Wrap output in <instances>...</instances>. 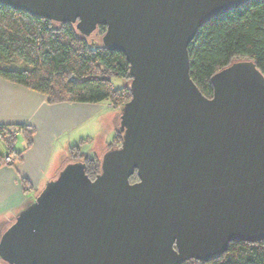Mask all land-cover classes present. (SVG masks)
<instances>
[{"label": "water", "instance_id": "obj_1", "mask_svg": "<svg viewBox=\"0 0 264 264\" xmlns=\"http://www.w3.org/2000/svg\"><path fill=\"white\" fill-rule=\"evenodd\" d=\"M251 0H0L98 35L129 66L121 146L93 181L69 161L0 235L5 264L207 262L264 240V75L234 61L205 97L189 75L200 27ZM136 172L137 182L130 177Z\"/></svg>", "mask_w": 264, "mask_h": 264}, {"label": "trees", "instance_id": "obj_2", "mask_svg": "<svg viewBox=\"0 0 264 264\" xmlns=\"http://www.w3.org/2000/svg\"><path fill=\"white\" fill-rule=\"evenodd\" d=\"M103 32L104 27H98V33ZM188 53L189 75L207 98L213 92L211 77L234 61H252L264 75V0H251L200 27ZM128 72L121 52L108 51L99 42L83 37L74 25L0 5V78L39 92L47 103L106 101L111 108L120 110L130 99ZM113 78H123L127 84L115 88ZM10 128L0 127V141L14 160V130ZM120 143L121 133L116 130L107 150L120 147ZM81 144L82 141L69 147L67 157L73 162L83 161L86 175L93 181L99 173L100 160L90 158ZM137 180L134 172L130 182ZM184 264H264V240L231 242L218 257Z\"/></svg>", "mask_w": 264, "mask_h": 264}, {"label": "crops", "instance_id": "obj_3", "mask_svg": "<svg viewBox=\"0 0 264 264\" xmlns=\"http://www.w3.org/2000/svg\"><path fill=\"white\" fill-rule=\"evenodd\" d=\"M105 105L109 112H116L106 101L49 104L39 92L0 78V127L14 130L12 149L17 154L13 165H6L2 156L8 149L0 141L3 149L0 151V235L14 222L17 213L38 196L48 180L70 161L67 153L71 143L82 141L83 151L84 146L97 142L101 155L107 150L109 138L99 134L98 128L93 133L97 139L91 141L92 133L86 141L83 136L87 132L78 131L85 122L98 116ZM114 116L108 127L112 132L118 123V115ZM74 134L79 140L72 139Z\"/></svg>", "mask_w": 264, "mask_h": 264}, {"label": "rangeland", "instance_id": "obj_4", "mask_svg": "<svg viewBox=\"0 0 264 264\" xmlns=\"http://www.w3.org/2000/svg\"><path fill=\"white\" fill-rule=\"evenodd\" d=\"M100 36H101V34L98 33V35L97 36L95 35L94 37H92L91 40H95L98 43ZM88 39H90V38H88ZM112 84L114 85L115 88H121L123 85H126L127 82L123 78L122 79L113 78L112 79ZM106 106L107 105H105L104 109L101 111V113H99L98 116H95L94 119L90 118L91 120H89L88 122H85L84 125H82L80 127V129L78 130V131H81L83 129V130H85L84 132H87V135L84 134L85 136H83V138L86 141H88L87 138H88V135L90 133H92V134L95 133L94 129H96V128H98V130L100 131V132H98L99 134H103L104 137L109 138V140H108L109 142H111L113 140L114 136L116 135V130L118 129V124L119 123H116V130L113 131V132L111 130H109L108 127H110V125H111L109 122L112 121L113 118H115V116L113 117V115H115V114L118 115L120 111L118 109L112 108L116 112L115 113H113V112L111 113V112L108 111ZM73 138H75V139L77 138L79 140V137L77 136V134H74L72 139ZM92 139H94V140L97 139L96 137H94V134L90 136L89 141H91ZM71 144H72V146L79 145L78 141H75L74 143H71ZM97 146H98L97 142H95V144H91L90 146H88V145L84 146L83 147V151L86 152L87 155L90 158L96 157L98 159H101L102 156H101V153L98 152ZM2 150H3L2 146L0 145V151H2ZM0 264H5V263L0 260Z\"/></svg>", "mask_w": 264, "mask_h": 264}, {"label": "built area", "instance_id": "obj_5", "mask_svg": "<svg viewBox=\"0 0 264 264\" xmlns=\"http://www.w3.org/2000/svg\"><path fill=\"white\" fill-rule=\"evenodd\" d=\"M2 160L4 161L6 165H13L14 163V160L12 159V157H10L7 153H5L2 156Z\"/></svg>", "mask_w": 264, "mask_h": 264}]
</instances>
